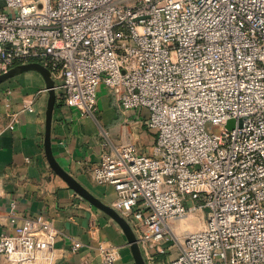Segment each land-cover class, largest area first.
I'll list each match as a JSON object with an SVG mask.
<instances>
[{
	"label": "built area",
	"instance_id": "obj_1",
	"mask_svg": "<svg viewBox=\"0 0 264 264\" xmlns=\"http://www.w3.org/2000/svg\"><path fill=\"white\" fill-rule=\"evenodd\" d=\"M27 62L67 105L94 113L104 82L123 110L147 109L151 153L129 144L92 168L140 242L165 253L167 220L203 210L169 264H264V0H0V74ZM52 234L24 218L0 255L48 264Z\"/></svg>",
	"mask_w": 264,
	"mask_h": 264
},
{
	"label": "crops",
	"instance_id": "obj_2",
	"mask_svg": "<svg viewBox=\"0 0 264 264\" xmlns=\"http://www.w3.org/2000/svg\"><path fill=\"white\" fill-rule=\"evenodd\" d=\"M55 93L50 130L55 159L92 196L120 213L115 189L97 181L92 168L103 155L129 144L139 153H151L156 133L146 124L147 109L123 110L104 82L97 85L94 113L67 105L59 87ZM48 97L45 80L36 70L0 82V234L14 233L24 218L42 214L53 227L54 257L48 264H101V245L113 248L114 264H136L118 222L70 188L49 165L44 150ZM11 202L16 204L14 213ZM178 218L168 219V225L174 228L172 224L181 222ZM73 243L78 244L75 251ZM140 248L146 264H169L175 256L167 259L146 242H140ZM0 264L30 263L0 255Z\"/></svg>",
	"mask_w": 264,
	"mask_h": 264
},
{
	"label": "water",
	"instance_id": "obj_3",
	"mask_svg": "<svg viewBox=\"0 0 264 264\" xmlns=\"http://www.w3.org/2000/svg\"><path fill=\"white\" fill-rule=\"evenodd\" d=\"M26 70H36L38 71L44 78L46 89L48 91L49 97L46 108L45 115V133H44V150L47 161L51 168L61 177L63 178L68 186L72 188L74 191L79 193L83 198L87 199L89 202L102 209L108 215H110L118 224L121 226L123 232L125 233L127 240L130 244L131 251L134 257L136 264H146L141 248H140V240L132 229L128 220L123 217L116 209L112 206L106 205L102 203L100 200L92 196L84 187H82L75 178L69 174L55 159L50 142V130H51V121H52V113L56 100L55 93V81L51 76L49 69L40 62H27L23 64H17L11 67L4 73L0 74V82L3 80ZM232 120L227 121V126L230 127Z\"/></svg>",
	"mask_w": 264,
	"mask_h": 264
},
{
	"label": "rangeland",
	"instance_id": "obj_4",
	"mask_svg": "<svg viewBox=\"0 0 264 264\" xmlns=\"http://www.w3.org/2000/svg\"><path fill=\"white\" fill-rule=\"evenodd\" d=\"M205 217V211L203 210H194V212H189V215H184L182 218H178L181 219V222L176 224H172L173 228V232L174 235H176V239H174L173 241L169 242L171 243L170 247H168L166 250V253H164V256L168 259V258H172L174 255L177 254L178 252V247H179V243L182 240V233L185 232L184 229L186 230V228H188V231H192V230H196L193 229L191 225H193V227L195 226V224H200L202 223L203 219ZM190 226V229H189ZM168 243V244H169ZM167 244V245H168Z\"/></svg>",
	"mask_w": 264,
	"mask_h": 264
}]
</instances>
